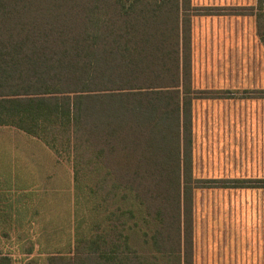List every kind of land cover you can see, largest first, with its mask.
Segmentation results:
<instances>
[{
	"label": "trees",
	"instance_id": "16d2710c",
	"mask_svg": "<svg viewBox=\"0 0 264 264\" xmlns=\"http://www.w3.org/2000/svg\"><path fill=\"white\" fill-rule=\"evenodd\" d=\"M217 9L190 0H0V126L70 160L75 202L71 244H43L48 218H33L22 193L6 196L0 264H192V190L215 181L192 178L190 108L219 93L190 87L191 17ZM230 185L264 187V179Z\"/></svg>",
	"mask_w": 264,
	"mask_h": 264
},
{
	"label": "crops",
	"instance_id": "0c3cea01",
	"mask_svg": "<svg viewBox=\"0 0 264 264\" xmlns=\"http://www.w3.org/2000/svg\"><path fill=\"white\" fill-rule=\"evenodd\" d=\"M210 49L211 45H205V54ZM235 54L230 48L229 55L215 56L216 76L222 81L227 74L236 75ZM261 70L262 85L244 90H264V65ZM232 83L212 89L219 93L213 98L214 126L212 131L202 132L205 143L198 147L203 150L205 171L213 172L211 177L198 179L215 181L213 187H197L205 192L195 228L199 264H264V187L230 185L238 179H264V97L240 101L231 92ZM37 143L42 147L34 146ZM47 149L56 158L51 157V165H60V157L39 139L0 126V202L6 196L14 202L22 193L26 204L35 205L32 217L39 220L47 219L46 185L39 174L47 169Z\"/></svg>",
	"mask_w": 264,
	"mask_h": 264
},
{
	"label": "rangeland",
	"instance_id": "374dc122",
	"mask_svg": "<svg viewBox=\"0 0 264 264\" xmlns=\"http://www.w3.org/2000/svg\"><path fill=\"white\" fill-rule=\"evenodd\" d=\"M190 1L191 5L195 7L220 8L217 9L216 14H199L191 17V89H210V91H213L212 89L223 87L221 86L223 84L229 85L233 82L232 91H230L240 101H247V97H251L249 96L251 92L264 91L244 90L262 85L261 68L264 65V44L258 36L257 30L256 13L258 1ZM262 13L264 14V0L262 2ZM220 42L221 45L219 44ZM208 44L211 45V49L209 54H205L204 46H208ZM230 48L232 50L235 49L238 70L235 76L227 74L222 81L219 75L216 76L215 56L229 55ZM222 51H224L223 54ZM225 91L226 89H223L220 93L223 94ZM215 101L213 98H194L191 103V175L193 179L213 176V172L205 171L206 168L203 165L205 161L204 155H200V151L203 152V150H198V147L205 143L200 138L202 132L204 130H213ZM205 114H208L207 120H205L207 116ZM34 146L42 147V144L37 143ZM48 153L49 155L46 157L47 169L39 174L42 183L46 185L43 189H46L45 213L48 220L44 222V225L46 223V231L49 230L47 232L52 235L47 237L40 236L39 242L45 244L46 239L51 242H63L69 238L68 241L71 244L73 224L72 218L70 220L69 218L75 203L71 163L68 158L59 156L61 164L51 165L53 164L49 162L51 157L52 160H56V158L47 149ZM203 194L205 192L202 189L194 188L192 190L190 203L192 214V264H199L201 259L199 257L201 256L199 237L195 228L197 227L199 207L202 204L199 201L203 198ZM50 217H53L52 220ZM41 264L48 263L42 258Z\"/></svg>",
	"mask_w": 264,
	"mask_h": 264
}]
</instances>
